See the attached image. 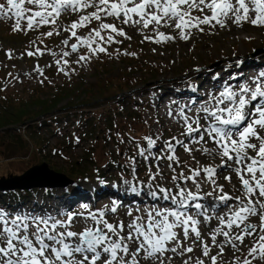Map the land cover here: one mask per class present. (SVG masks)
<instances>
[{"label":"snow or ice","instance_id":"obj_1","mask_svg":"<svg viewBox=\"0 0 264 264\" xmlns=\"http://www.w3.org/2000/svg\"><path fill=\"white\" fill-rule=\"evenodd\" d=\"M0 20L13 22V33H38L19 59L49 55L44 67L70 81L78 67L101 55L112 58V45L131 41L126 29L157 45L230 25L264 29V0H5ZM53 36L63 37L58 52L44 44ZM5 55L17 58L11 49ZM44 67L36 63L23 75L50 84ZM239 75L206 98L170 100L165 116L175 132L167 139L161 129L139 140L117 133L118 145L132 151L116 150L123 192L151 203L111 199L94 210L84 204L82 211L52 212L0 207V264H264V71L245 81ZM8 76L23 83L20 75ZM189 90L198 93L191 83Z\"/></svg>","mask_w":264,"mask_h":264},{"label":"rangeland","instance_id":"obj_2","mask_svg":"<svg viewBox=\"0 0 264 264\" xmlns=\"http://www.w3.org/2000/svg\"><path fill=\"white\" fill-rule=\"evenodd\" d=\"M62 19L65 23L69 22L67 17ZM12 23L11 20H0V88L5 89L2 92L0 91V95H20L23 92L29 94L35 87H41L43 94H50L53 93V88L56 86L72 87L73 92H69L70 96L68 97L64 96L56 105V109L48 114V117L43 115L36 118L37 122H44L45 124L42 123V127L38 129L36 127L37 130L34 134L31 132L30 127L32 126L28 122H25V126H9L10 131L6 138L3 134L4 130L0 129V177L21 175L32 165L42 162H45L48 168L54 172L69 175L73 168L72 164L81 166L86 161V157L92 159L90 171L88 170L89 173H97V170L101 169V172L106 176L98 175L99 177L90 181L89 179H92V176L87 173V178L83 176L77 178V180L75 179V182H73L74 179H71L67 186L50 188V193H45L41 188L31 189L30 191L33 192L27 197H23L22 193H17V198L20 197L19 201H10V205L6 206L5 203L7 202L4 203L0 200V207L8 211L34 210L35 212H42L43 210L52 212L54 208L49 207L52 205L59 207V209L82 211V205L84 204H88L94 210L108 204L111 199H123L125 204L134 201L139 206L151 203L146 198L123 192V185L118 178L121 170L116 167V164H122L123 161L116 154V150L119 147L122 153L127 151L130 155L131 149L127 144L118 145L117 133L123 138H128L130 134L138 139L141 133L143 135H147L150 132L155 134L157 129H161L164 133V138L167 139L175 132V128L169 131L171 122L165 116L166 105L172 99H181V97H185L186 93H192L189 90V83L197 86L198 93H195L197 99L200 97L206 98L208 90H215L217 85L221 86L225 81V79H212L214 74H221L225 71V68H231L225 72V77L228 79L230 75L236 76L241 73L246 75V78H250L264 71V29L255 28L250 24H245L242 28L230 25L228 29L206 30L205 34L196 33L187 42L177 39L175 42L160 45L148 41L141 43L143 38L140 35L132 29H126L128 34L132 36L131 41L124 40L122 44L112 45L109 48V52L113 53L112 58L101 55L99 59H93L89 66L78 67L77 74L73 75L69 81L63 75H57L54 67H44L52 60L49 55L40 57L38 60L28 57L23 60L18 58L25 51L29 42L36 39L38 33L29 32L28 35L13 33L11 31ZM47 30V28H42L40 31ZM209 31L212 34H208ZM62 38L53 36L46 39L44 44L58 52L60 51ZM117 48L121 52H135L136 56H117L115 53ZM8 49L13 50L17 57L16 59L9 60L7 58L5 51ZM72 58L75 59V56ZM238 60L243 61L241 65L253 64L254 68H257L256 71L239 69L236 63ZM36 63L44 67L45 74L48 80L51 81L50 84L46 81L41 86L34 75L32 79L23 75L24 72H31ZM145 67L152 68L156 72L155 78H151L153 75L148 73ZM196 68L201 69V71L199 73L195 72L194 69ZM122 70L126 71L124 81L133 88L122 93L119 98L121 102L127 103L129 110H132L129 113L132 119H125L127 115L120 117V121L117 118L120 129L116 131L115 139L113 136L109 138V136L114 135L113 133L107 137V142H104L102 137L105 133L104 130L94 133L91 137L84 136L83 128L75 127L77 120L73 116L61 120L57 119L62 113L101 114L105 110L106 105L102 104L104 107H101L99 111H95L96 108L93 106L102 102L93 100L91 103L85 101L81 103L80 99L83 96L75 89L80 83L87 85L95 82V77L101 74V71H108L111 75L116 76L119 72H123ZM9 72L13 76L20 75L23 83H17L12 80L8 76ZM6 81L8 82L6 83ZM236 81L229 80L228 82L234 84L237 83ZM239 81H242L241 78ZM159 86H161L160 89H158ZM141 88L147 91L142 92ZM176 89H179V91H175ZM152 93L156 94L157 99L155 101H153ZM173 95L174 97H172ZM161 96L164 97L163 102L158 99ZM118 100L116 99L115 101ZM68 102L71 104H67ZM153 103H155V107ZM86 107H92L93 109ZM79 117L77 116L78 119ZM157 119L160 120L159 125L155 123ZM145 121H147V125H145ZM27 125L29 127L28 130ZM11 127H15V131ZM20 132L22 133V143L25 145L22 149L17 147L19 142L14 143L16 140L13 142L9 141L16 135L15 133ZM77 136L80 139L79 144L75 143V137ZM40 142H43V144L39 148L37 144ZM179 151L181 158L187 159L183 154V150ZM113 161L116 163H112ZM138 167L140 169V177L144 179L143 164L141 163ZM153 171H155V168H153ZM219 182L225 184L226 191L230 190V186L222 177ZM113 185H116V187H113ZM94 189L98 190L97 197L92 194ZM87 190L91 194L89 192L86 193ZM205 190L210 191L211 189L205 186ZM8 191L12 192L13 190ZM8 191L6 193L0 191V197L2 194L4 197L10 198V192ZM14 195L16 196V194ZM60 195H62L61 200L57 198ZM68 196L72 200L67 201L66 197ZM74 230H80L79 226Z\"/></svg>","mask_w":264,"mask_h":264},{"label":"trees","instance_id":"obj_3","mask_svg":"<svg viewBox=\"0 0 264 264\" xmlns=\"http://www.w3.org/2000/svg\"><path fill=\"white\" fill-rule=\"evenodd\" d=\"M103 67V66H102ZM104 68V67H103ZM146 71L153 75L151 78H155V71L152 68L145 67ZM123 72H119L118 75L113 76L108 71H101V74H98L97 77H95V82L89 83L87 85H84L83 83H80L75 90H77L81 97L80 101L83 103V101L87 103H91V101H101L102 103L97 104L96 106H93L96 108L95 111H99L101 107H104L106 105L105 110L101 114L96 113H89L87 115H83L82 113L79 114H73V113H66V114H60L58 116V120L69 118L70 116L76 118L77 124L75 127L83 128V134L84 136L91 137L94 133H99L103 131V141L107 142V137L110 134L109 137L116 138V131L120 129L119 122L117 118H119V121L121 120L120 117H124L127 115V118L130 120L129 113L132 110L128 109L127 103L121 102L119 96H122L121 94L129 91L133 87L128 85L127 82L124 81V78L126 76V71L122 70ZM147 81V80H146ZM145 81V82H146ZM140 83V82H139ZM53 93H46L43 94V89L41 87H35L29 94H25L23 92L20 95H11V96H4L0 95V129L4 130V136L6 138L9 130V126H19L23 125L25 126V122L29 123L32 127L30 129L31 132L34 134L36 130L39 127H42V123L44 122H37L36 118L41 117L43 115H46L45 117H48L49 113L56 109V105L60 102V100L64 96H70L69 92H73L72 87H66V86H56L53 88ZM2 92V91H1ZM0 92V93H1ZM25 94V95H23ZM116 99H119L118 101H115ZM67 104H71L68 102ZM104 104V105H102ZM102 105V106H101ZM88 109H93L92 107H86ZM77 116H80L79 119ZM132 119V118H131ZM57 120V121H58ZM45 124V123H44ZM15 127H11L15 131ZM27 130L29 129L28 125L26 126ZM37 127V129H36ZM16 135L12 137V139H9L10 142L14 143L19 142L18 148L22 149L25 147L22 143V133H15ZM144 136L142 133L139 136L138 140ZM128 138H124L125 141H127ZM142 142V141H141ZM143 143V142H142ZM43 142L38 143L37 145L39 148ZM129 146V145H128ZM130 147V146H129ZM131 149V147H130ZM132 154V151L130 150V155ZM92 159L89 157H86V161L83 162L81 166H77L72 164V170L71 173L65 174L67 177L71 179H76L80 177H86L88 175L92 176L91 180L95 179L100 176H106L103 172H101V169L97 171V173L94 172H88L90 171ZM94 166V165H92ZM140 166V165H138ZM88 173V175H86ZM30 195V191H24L23 197H27ZM4 196L1 194V199H3Z\"/></svg>","mask_w":264,"mask_h":264},{"label":"water","instance_id":"obj_4","mask_svg":"<svg viewBox=\"0 0 264 264\" xmlns=\"http://www.w3.org/2000/svg\"><path fill=\"white\" fill-rule=\"evenodd\" d=\"M71 182L65 174L49 169L45 162L29 167L21 175L0 177V190L61 187Z\"/></svg>","mask_w":264,"mask_h":264},{"label":"bare ground","instance_id":"obj_5","mask_svg":"<svg viewBox=\"0 0 264 264\" xmlns=\"http://www.w3.org/2000/svg\"><path fill=\"white\" fill-rule=\"evenodd\" d=\"M263 67H264V66H263ZM241 68L246 69V70H247V69H252L253 72H255L256 69H257V68H254V65H253V64H250V63H249L248 65H239V69H241ZM230 69H231V68L228 67V68H225V71H223L221 74L218 73V74H219V78H218V79H225V80H228V81H229V79H228L227 77H225V76H226V75H225V72H227V71L230 70ZM243 69H242V70H243ZM252 71H251V72H252ZM218 72H219V71H218ZM201 73H204V72H201ZM211 74H212V73H211ZM256 74H257V73H256ZM248 75H249V74H248ZM240 78H241L242 81H244L245 79H248L249 77L246 78V75H242V73H241V75L239 76V80H240ZM236 82H237V81H236ZM234 84H235V83H234ZM217 87H219V85H217L216 88H217ZM160 88H161V86L158 87V89H160ZM141 91H142V92H146L147 90L141 88ZM175 96H177V95H175ZM193 96L196 97L195 93H188V94L186 93V94H185V97H181L180 100H184V99H187L188 97H193ZM168 97H169V96H168ZM172 97H174V95H173ZM197 100H199V99H197ZM159 105H160V104H159ZM162 105H163V104H162ZM164 108H165V107H164ZM160 109H161V108H160ZM163 112H164V111H163Z\"/></svg>","mask_w":264,"mask_h":264}]
</instances>
